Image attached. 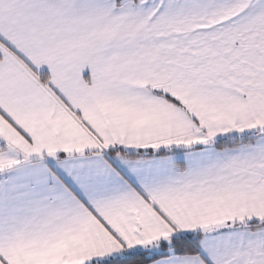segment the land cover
I'll use <instances>...</instances> for the list:
<instances>
[{
    "label": "snow or ice",
    "instance_id": "obj_1",
    "mask_svg": "<svg viewBox=\"0 0 264 264\" xmlns=\"http://www.w3.org/2000/svg\"><path fill=\"white\" fill-rule=\"evenodd\" d=\"M0 264H264V0H0Z\"/></svg>",
    "mask_w": 264,
    "mask_h": 264
}]
</instances>
